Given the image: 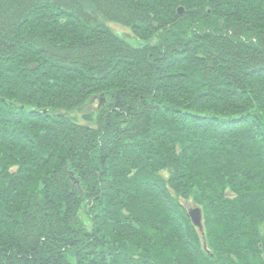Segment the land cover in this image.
I'll use <instances>...</instances> for the list:
<instances>
[{
  "label": "trees",
  "instance_id": "1",
  "mask_svg": "<svg viewBox=\"0 0 264 264\" xmlns=\"http://www.w3.org/2000/svg\"><path fill=\"white\" fill-rule=\"evenodd\" d=\"M0 264H264V0H0Z\"/></svg>",
  "mask_w": 264,
  "mask_h": 264
},
{
  "label": "water",
  "instance_id": "2",
  "mask_svg": "<svg viewBox=\"0 0 264 264\" xmlns=\"http://www.w3.org/2000/svg\"><path fill=\"white\" fill-rule=\"evenodd\" d=\"M179 14H183V10L179 9ZM114 31V35L121 40L122 42H124L125 44L133 47V48H143L147 45H150L152 43V41L155 38H151L150 40H143L140 39L138 37H129L124 35V33L119 30V29H113ZM104 101V99L102 100ZM189 216L192 220V223L199 229V230H203V223H202V211L200 208L196 207L194 209H190L189 211Z\"/></svg>",
  "mask_w": 264,
  "mask_h": 264
},
{
  "label": "rangeland",
  "instance_id": "3",
  "mask_svg": "<svg viewBox=\"0 0 264 264\" xmlns=\"http://www.w3.org/2000/svg\"><path fill=\"white\" fill-rule=\"evenodd\" d=\"M155 38V37H153ZM150 40V39H149ZM153 43V41H152ZM141 49V48H140ZM104 98L99 99L98 96L92 97L85 105H83L79 110H75L72 114L77 115L79 120L84 123L86 119L84 118V115L88 114L90 117L95 116V113L97 109L102 106L101 104L104 102L102 101ZM104 104V103H103ZM78 181L77 179H74ZM75 181V183H76ZM79 182V181H78ZM77 182V183H78ZM182 204L190 211V209H194L198 207L195 203H193L191 200H184L181 199ZM200 208V207H198ZM201 209V208H200ZM202 211V210H201ZM203 217V214H202ZM202 223H203V218H202Z\"/></svg>",
  "mask_w": 264,
  "mask_h": 264
},
{
  "label": "flooded vegetation",
  "instance_id": "4",
  "mask_svg": "<svg viewBox=\"0 0 264 264\" xmlns=\"http://www.w3.org/2000/svg\"><path fill=\"white\" fill-rule=\"evenodd\" d=\"M127 36V35H126Z\"/></svg>",
  "mask_w": 264,
  "mask_h": 264
}]
</instances>
